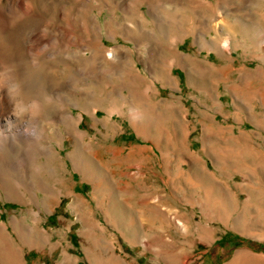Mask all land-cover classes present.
Listing matches in <instances>:
<instances>
[{"label": "rangeland", "instance_id": "374dc122", "mask_svg": "<svg viewBox=\"0 0 264 264\" xmlns=\"http://www.w3.org/2000/svg\"><path fill=\"white\" fill-rule=\"evenodd\" d=\"M14 2L0 264H264V0Z\"/></svg>", "mask_w": 264, "mask_h": 264}, {"label": "bare ground", "instance_id": "6f19581e", "mask_svg": "<svg viewBox=\"0 0 264 264\" xmlns=\"http://www.w3.org/2000/svg\"><path fill=\"white\" fill-rule=\"evenodd\" d=\"M15 0H13V2H14ZM14 5H15V2H14ZM13 5V6H14ZM23 5V4H22ZM0 10L3 12V14L5 15V16H7L6 15V13L5 12H7L8 14H12L13 15V13H16L18 10H17V8L16 7H11V6H8V8H6V9H3V8H1L0 7ZM21 10V9H20ZM23 10V9H22ZM21 10V11H22ZM24 11V10H23ZM15 15V14H14ZM32 15H34V11L32 12V13H30L29 14V16H32ZM67 34V33H66ZM63 35V34H62ZM64 36V35H63ZM65 39V38H64ZM39 40V39H38ZM38 40H36V44H35V49H33L32 48V45H31V47L30 48H28V50H34V54H38L39 53V51L41 52V50H43V49H41L40 48V45H39V41ZM31 42H33V41H31ZM34 43V42H33ZM40 44H42V43H40ZM52 45V44H51ZM222 47L223 48H225V47H228V42H227V40L225 39L224 41H223V43H222ZM44 48V47H43ZM37 49V50H36ZM41 49V50H40ZM1 63V62H0ZM6 66V65H5ZM8 68V67H7ZM5 72H7L8 74L10 73L9 72V70L7 71V70H5ZM12 73V72H11ZM9 78L11 79V80H14V81H12V82H16V79H15V76L14 75H11V74H9ZM7 79V78H6ZM39 79H32V80H26L21 86H20V90L19 89H17L16 90V92H15V94H13V98H10L9 97V99H10V102H11V106L13 105V108L12 109H14L15 111H14V114H12V118H9L8 116H7V118H6V120L8 119V123L9 124H3V125H5V127H4V129H5V131H8V130H10V127H9V125L11 124V123H14L13 122V120L12 119H14V121H15V117L17 116L16 114H15V112L17 113L18 112V110L16 109L18 106H21L20 107V109H19V111L20 110H22L21 108H25L24 107V103H21V104H23V105H21V104H17V99H16V97L18 96V93H19V95L20 94H24V95H26L27 93H30L31 91H33V90H35L36 89V87H38L39 88ZM12 82H10V84L12 83ZM41 82V81H40ZM9 83V82H8ZM10 86H12V85H10ZM42 87V86H41ZM39 90V89H38ZM10 91H12V90H10ZM15 91V90H14ZM37 92V91H36ZM33 106H36V105H34L33 104ZM32 105H31V108H30V106H28V107H26V109L28 108V109H30L31 110V112H33V113H37V111H39L41 108V105H39L38 107H33ZM33 108V109H32ZM16 115V116H15ZM34 119H36V118H34ZM5 120V119H4ZM5 120V121H6ZM11 120V121H10ZM33 123L34 124H37V120H34L33 121ZM2 125V123H0V128H1V126H3ZM29 125H30V122H28V124H27V126H25L24 124H23V128H25V129H22L20 132H19V134L21 135V136H23V137H27L28 138V136L26 135L27 134V131H28V127H29ZM38 127V126H37ZM2 131V130H1ZM33 131V130H32ZM38 131V130H37ZM28 132H30V131H28ZM31 135L32 134H30L29 135V137H31ZM1 141H4V139H3V136L2 135H0V142ZM1 145V144H0Z\"/></svg>", "mask_w": 264, "mask_h": 264}]
</instances>
